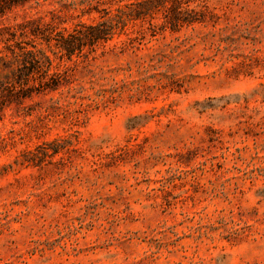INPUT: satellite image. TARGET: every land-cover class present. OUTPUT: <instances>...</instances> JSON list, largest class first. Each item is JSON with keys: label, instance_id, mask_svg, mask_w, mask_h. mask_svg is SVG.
<instances>
[{"label": "clouds", "instance_id": "1", "mask_svg": "<svg viewBox=\"0 0 264 264\" xmlns=\"http://www.w3.org/2000/svg\"><path fill=\"white\" fill-rule=\"evenodd\" d=\"M0 264H264V0H0Z\"/></svg>", "mask_w": 264, "mask_h": 264}]
</instances>
